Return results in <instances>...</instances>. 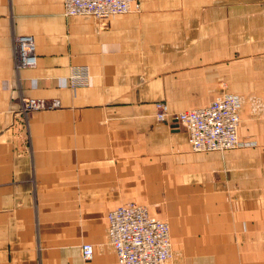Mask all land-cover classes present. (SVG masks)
I'll use <instances>...</instances> for the list:
<instances>
[{"label":"crops","instance_id":"0c3cea01","mask_svg":"<svg viewBox=\"0 0 264 264\" xmlns=\"http://www.w3.org/2000/svg\"><path fill=\"white\" fill-rule=\"evenodd\" d=\"M140 1L101 20L0 0V264H119L107 213L128 202L168 220L169 264H264V0ZM20 34L34 68L15 65ZM227 92L251 145L193 151L156 118L157 102L178 113ZM24 97L61 106L25 118Z\"/></svg>","mask_w":264,"mask_h":264},{"label":"built area","instance_id":"2783aa9c","mask_svg":"<svg viewBox=\"0 0 264 264\" xmlns=\"http://www.w3.org/2000/svg\"><path fill=\"white\" fill-rule=\"evenodd\" d=\"M140 0H64L66 16L91 15L108 20L116 15L140 12ZM13 50L17 68H34L38 64L36 40L33 35L13 37ZM90 77L86 68L73 71L69 77L72 87L86 84ZM61 106L58 98L45 99L24 97L20 112L25 118L31 113ZM159 122L174 120L187 132L188 143L193 151H226L251 145L240 138L239 95L223 93L210 104L178 113L171 112L165 102L156 103ZM109 241L114 246L119 264H169L172 258V239L169 222L151 214L149 207L128 202L110 209L107 213ZM86 260L94 255L91 243L82 245Z\"/></svg>","mask_w":264,"mask_h":264},{"label":"rangeland","instance_id":"374dc122","mask_svg":"<svg viewBox=\"0 0 264 264\" xmlns=\"http://www.w3.org/2000/svg\"><path fill=\"white\" fill-rule=\"evenodd\" d=\"M227 93H233V92H227ZM233 94H236V93H233ZM238 95V94H237ZM168 222V220H166Z\"/></svg>","mask_w":264,"mask_h":264}]
</instances>
